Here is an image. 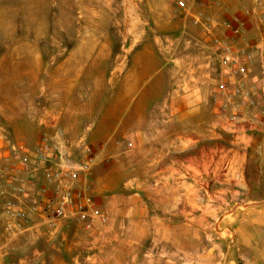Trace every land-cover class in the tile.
I'll return each instance as SVG.
<instances>
[{
    "label": "rangeland",
    "instance_id": "rangeland-1",
    "mask_svg": "<svg viewBox=\"0 0 264 264\" xmlns=\"http://www.w3.org/2000/svg\"><path fill=\"white\" fill-rule=\"evenodd\" d=\"M197 1L205 12L220 2ZM194 11L175 0H0V146L29 160L56 125L71 157L84 145L96 154L85 181L112 234L109 264H264L260 109L231 105L227 127L213 35ZM198 56L208 75L192 98Z\"/></svg>",
    "mask_w": 264,
    "mask_h": 264
},
{
    "label": "built area",
    "instance_id": "built-area-1",
    "mask_svg": "<svg viewBox=\"0 0 264 264\" xmlns=\"http://www.w3.org/2000/svg\"><path fill=\"white\" fill-rule=\"evenodd\" d=\"M195 3L198 1L175 0V7L180 10L194 11ZM219 5L220 2L218 7ZM245 13H250L249 9H246ZM191 20L213 35L209 46H212L219 64L216 99L220 102V114L226 118L229 128L237 122L238 116L235 111H228L231 105L241 109L245 101H248L244 104L247 108L254 104L246 82L251 78L255 44L245 37H240V20L234 15L227 19H220L198 9L192 14ZM239 38L240 42H237ZM230 77H233V80ZM260 113L261 119L252 122V128L264 129V109H260ZM54 128L56 131L53 134L41 133L32 162L33 168L40 170L43 177V183L39 186L40 194L44 195L48 189L53 190L43 203L45 223L53 230L64 219L73 218L86 228H103L107 218L96 208L94 200L87 192L88 185L85 181L97 162V156L84 145L82 158L71 157L60 143L59 137L62 132L56 125ZM128 145L130 146L131 143L129 142ZM11 149L12 152L4 157V162L9 164L6 173L9 194L0 209V223L3 225L7 242L13 240L17 230L24 226L28 218L27 212L18 203L28 181L18 173L16 166L18 161L26 163V158L21 148L12 147ZM82 181L83 189H76V185Z\"/></svg>",
    "mask_w": 264,
    "mask_h": 264
},
{
    "label": "crops",
    "instance_id": "crops-1",
    "mask_svg": "<svg viewBox=\"0 0 264 264\" xmlns=\"http://www.w3.org/2000/svg\"><path fill=\"white\" fill-rule=\"evenodd\" d=\"M257 1L220 0L219 7L207 9V13L220 19H227L233 15L239 18L240 37H245L255 44L251 78L246 82L254 104L247 108L244 104L248 101H245L241 105V110L250 116L258 115L257 109H264V0H259L260 3ZM246 9H249L250 13L246 14ZM237 42H240V38ZM205 62L203 56H198L195 66L188 74L186 93L192 98L208 75ZM230 79L233 80V77ZM170 102L173 103L171 100ZM196 103L193 99L189 101V105L192 106ZM170 107H173V104H170ZM5 153L0 146V209L9 194L6 174L9 164L4 162V157L8 156L10 151L7 155ZM33 158L34 155L28 158L26 163L21 161L16 163L18 173L28 181L18 201L27 212L28 218L10 242L5 240L3 225L0 223V264H109L103 257L101 258L102 253L108 249L112 237L108 229L86 228L73 218L64 219L53 230L46 225L43 203L53 190L48 189L44 195L40 194L38 184L43 183V177L40 170L33 168ZM3 217L5 219V216ZM90 248L93 251L88 252L86 257L79 255L81 250ZM67 251L70 253V260L67 258Z\"/></svg>",
    "mask_w": 264,
    "mask_h": 264
},
{
    "label": "bare ground",
    "instance_id": "bare-ground-1",
    "mask_svg": "<svg viewBox=\"0 0 264 264\" xmlns=\"http://www.w3.org/2000/svg\"><path fill=\"white\" fill-rule=\"evenodd\" d=\"M128 249V248H127Z\"/></svg>",
    "mask_w": 264,
    "mask_h": 264
}]
</instances>
